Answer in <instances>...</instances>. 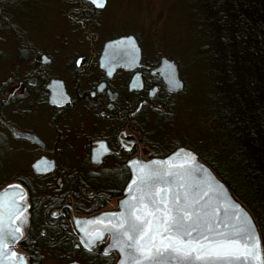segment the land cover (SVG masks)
Instances as JSON below:
<instances>
[{"label": "flooded vegetation", "instance_id": "flooded-vegetation-1", "mask_svg": "<svg viewBox=\"0 0 264 264\" xmlns=\"http://www.w3.org/2000/svg\"><path fill=\"white\" fill-rule=\"evenodd\" d=\"M67 6V31L81 39L69 38L58 43L56 50H30L23 73L7 77V94L0 95V141L5 137L25 145V152L33 154L34 161L53 162L46 174L34 172L30 165L32 176L42 180L40 187L22 178L9 182L25 189L28 224L37 219L43 225L41 230L55 226L54 244L65 237L72 240L75 249L110 254L102 246L107 245L106 238L92 248L83 246L86 226L91 220L126 212L124 189L130 179V159H145L157 167L172 153L160 157L154 147L152 153L149 151L146 136L151 130L146 131L144 111L167 115L177 95L167 89L156 71L158 63L145 62L142 50L137 67L119 66L108 75L99 61L103 46L123 34L97 44L100 11L86 0H70ZM97 158L98 163L93 161ZM61 225L71 228L63 230ZM28 230L25 227L24 233ZM38 236L44 238L40 233L35 238Z\"/></svg>", "mask_w": 264, "mask_h": 264}, {"label": "rangeland", "instance_id": "rangeland-1", "mask_svg": "<svg viewBox=\"0 0 264 264\" xmlns=\"http://www.w3.org/2000/svg\"><path fill=\"white\" fill-rule=\"evenodd\" d=\"M67 1L70 2V0H0V95L7 94L5 92L9 84L7 77L23 73L25 70L30 50L34 52L43 48L56 50L61 42L69 38L81 39L80 35H71V32L67 31L66 24L70 22ZM189 4V0H106L103 9L95 8L100 11L99 26L95 31L96 40L99 39L97 44L112 35L131 34L138 40L145 62L158 63V67L161 58H166L179 64L176 65L177 75L183 87L178 91L167 115L169 123L163 124L161 121L159 123L160 117L144 111L146 131L149 133V129L151 130L149 133L151 135L146 136L150 143L147 148L152 153L151 147H154L157 152L155 154H159L160 157H165L175 151L173 149L178 148L192 151L199 159V154L204 155L203 136L208 126L204 91L207 88L208 92L209 82L205 79L207 71H204L203 78L201 74L204 67L195 61L198 50L194 43L193 11L188 8ZM11 87L10 84L7 91H10ZM25 148V145L13 143L5 137L0 141V189L15 178L27 180L34 187L42 186V180L30 173V165H33L35 156L25 152ZM22 150L23 152H20ZM212 172L216 175L214 170ZM46 173L48 172L42 174ZM102 206H105L104 203ZM70 220L69 223L72 225V218ZM25 227L29 230L27 234L24 233L14 250L25 254L27 264H108V262L115 264L116 254L113 251L110 254H103L108 258L99 257L96 260L97 256L91 253V249L88 251L75 249L72 240H66L65 237H59L54 244L57 233L55 226L51 228L47 226L45 230H41L43 225L37 219L30 224L27 219ZM61 227L63 230L68 228L67 225ZM39 233L44 235L43 239L48 238L49 241L44 240L39 245L36 243L35 253L26 252L20 247L22 241L24 243L27 238L32 241ZM66 235L69 238V234ZM260 237L264 264V238ZM102 246L105 249L106 246Z\"/></svg>", "mask_w": 264, "mask_h": 264}, {"label": "trees", "instance_id": "trees-1", "mask_svg": "<svg viewBox=\"0 0 264 264\" xmlns=\"http://www.w3.org/2000/svg\"><path fill=\"white\" fill-rule=\"evenodd\" d=\"M189 1L197 58L209 82L199 157L248 209L264 238V0ZM42 240L27 238L20 247L35 253Z\"/></svg>", "mask_w": 264, "mask_h": 264}, {"label": "water", "instance_id": "water-1", "mask_svg": "<svg viewBox=\"0 0 264 264\" xmlns=\"http://www.w3.org/2000/svg\"><path fill=\"white\" fill-rule=\"evenodd\" d=\"M94 8L103 9L102 6L93 4ZM141 58V50L138 46L136 38L129 35H122L112 40L105 42L100 56V66L106 70L108 75H111L116 67L122 66L127 69H134L139 65ZM156 71L161 76L162 80L172 92H178L182 89L183 84L178 80L176 66L172 61H167L166 58H161ZM130 90H133V82L129 85ZM19 135V134H17ZM37 141L36 138L30 137ZM94 162H99L100 159H93ZM130 170V179L124 189L125 203L124 209L126 212L118 217L95 219L88 222L86 226L85 241L83 246L87 244L90 248L97 242L107 239L108 243L105 247L106 253L114 252L116 254L115 264H145L139 260V253L135 249H129L128 244L135 243L134 240H129L125 237L124 232L128 231V226L132 223V211L130 205L133 203V196L138 199L139 192L137 188L140 184V177L146 173L155 170H171L175 173L172 178L171 191L183 198L185 194L189 198H194L197 194L202 197L200 207L205 214V219L214 221L211 230L218 233L229 234L241 226H246L251 235L255 237V255L249 257H241L239 260H231V264H262L263 250L261 237L257 225L253 217L249 214L246 208L241 203L234 199L231 190L217 178L212 170L200 161L198 156L190 150L178 148L167 157L161 159L157 167H152L138 158H132L127 162ZM32 168L37 173L47 172L53 168V162L45 159H40L33 163ZM183 185V187H181ZM199 189L197 193L195 190ZM205 193H207L205 195ZM26 192L23 186L19 183H9L0 189V245L4 246L0 250V264H26L25 254L16 252L14 248L18 241L24 235L25 225L28 219L27 213ZM9 217V219L7 218ZM78 219V218H77ZM76 218L74 219L75 223ZM124 221V227H116L117 223ZM219 224V227H216ZM4 225H9L10 231H4ZM19 228L16 233V238L13 239L12 233ZM130 235H132L130 233ZM139 235V233H135ZM8 237L7 239H5ZM91 240V243L89 241ZM149 238L142 240V243L147 244ZM123 248V252L121 251ZM127 252L130 258L124 256ZM15 254V255H14ZM167 264H175V261H168ZM199 264V262H194Z\"/></svg>", "mask_w": 264, "mask_h": 264}, {"label": "snow or ice", "instance_id": "snow-or-ice-1", "mask_svg": "<svg viewBox=\"0 0 264 264\" xmlns=\"http://www.w3.org/2000/svg\"><path fill=\"white\" fill-rule=\"evenodd\" d=\"M91 2L100 6L104 4V0ZM174 176L169 169L155 170L140 177L139 198L134 195L130 205L132 223L124 232L125 237L135 241L127 247L140 254L139 260L145 264H167L168 261H175V264H231V260L255 255V237L246 226L229 234L212 231L215 222L205 219L200 207L202 197L197 194L190 199L185 194L181 198L172 192ZM195 191L198 193L199 189ZM124 224L121 221L116 227L123 228ZM19 231L17 228L11 234L13 239ZM149 237L147 244L142 243Z\"/></svg>", "mask_w": 264, "mask_h": 264}, {"label": "bare ground", "instance_id": "bare-ground-1", "mask_svg": "<svg viewBox=\"0 0 264 264\" xmlns=\"http://www.w3.org/2000/svg\"><path fill=\"white\" fill-rule=\"evenodd\" d=\"M138 46H139V44H138ZM140 50H141V49H140ZM168 60L170 61V59H167V61H168ZM195 61H196L200 66H203V67H204L203 62L200 61V57H199V58L196 57V60H195ZM173 64H174L175 66H176V65H177V66L179 65V64H177L176 61H173ZM177 66H176V70H177ZM202 71H203V74H201V75H202V77L204 78V68H203ZM205 79L208 80L207 75H205ZM163 82H164V81H163ZM164 84H165V82H164ZM165 85H166V84H165ZM166 87H167V85H166ZM167 89H168V87H167ZM168 90H169V89H168ZM169 91H170V90H169ZM206 91H207V88H206V90L204 91V98H205V99H206V95L209 94V90H208V92H206ZM171 93H172V94L174 93L175 95L178 94V92H171ZM205 99H204V101H205ZM204 105H205V104H204ZM158 115L161 116V117H160L161 120L159 119V120L161 121V123H163V124H164V123H165V124H168V123H169V120H168V118H167V115H168V114H167V115H165V114H163V115H162V114H158ZM158 115H157V116H158ZM219 180H220V179H219ZM223 183H224V182H223ZM249 214L251 215V213H249ZM251 216H252V215H251ZM7 218L9 219V217H7ZM254 222H255V221H254ZM255 223H256V222H255ZM7 226L9 227V225H6V226L4 225V231H5V232L10 231V230L12 229L11 227H10V228H11V229H10V228H8ZM85 236H86V230H85ZM7 238H8V237H6L5 239H7ZM18 242H19V241H18ZM3 247H4V246H1V245H0V250H3ZM4 248H5V247H4ZM124 256L127 257V258H130V255H129L127 252L124 253ZM25 261H26V264H27L26 257H25Z\"/></svg>", "mask_w": 264, "mask_h": 264}]
</instances>
